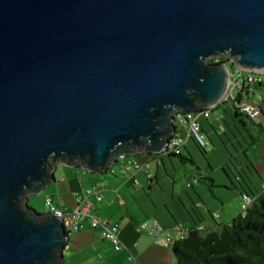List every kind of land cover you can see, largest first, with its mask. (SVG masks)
I'll return each instance as SVG.
<instances>
[{"label":"water","instance_id":"obj_1","mask_svg":"<svg viewBox=\"0 0 264 264\" xmlns=\"http://www.w3.org/2000/svg\"><path fill=\"white\" fill-rule=\"evenodd\" d=\"M264 73V0H0V264H64L62 221L29 198L58 164L160 156L175 115Z\"/></svg>","mask_w":264,"mask_h":264},{"label":"crops","instance_id":"obj_2","mask_svg":"<svg viewBox=\"0 0 264 264\" xmlns=\"http://www.w3.org/2000/svg\"><path fill=\"white\" fill-rule=\"evenodd\" d=\"M258 93L262 99L253 97L252 100L262 106L264 116V89ZM233 111L230 105H220L211 118L201 120L203 133L215 147L221 149L224 161L217 168L221 167L226 176L217 174L210 178L208 174V177H199L195 172L182 183H178L176 178L171 183L167 178H161L159 164L153 169L149 163L153 159L147 160L146 157L140 159L143 170L137 175L139 184L129 180L120 169L128 165L130 159L127 158L118 161L114 167L116 174L57 167L56 181L44 190L42 200L52 197L55 205L64 211L85 209L90 205V215L119 226L126 246L116 251L110 241L101 237L100 230L92 228L90 218L85 217L83 230L70 236L64 259L70 264H177L172 248L159 245L155 239L140 231L143 222L155 218L172 231L185 227L190 230L203 228L204 232H217V229L230 224L241 214L243 195H247V187L243 186L236 173L231 175L224 167L229 152L227 146L239 139V130L244 138V141L241 140L244 148L235 154V159L240 158L242 164L239 167L247 170L248 191L255 193L264 186V120L261 121V117L256 125L251 122L254 125L251 128L249 121L242 118L246 128H236L238 122L233 120ZM249 137L254 138V145H251ZM216 153L214 151L213 155ZM247 168L253 170L252 173ZM194 177L198 178V184L188 188ZM132 256L136 261L131 260Z\"/></svg>","mask_w":264,"mask_h":264},{"label":"built area","instance_id":"obj_3","mask_svg":"<svg viewBox=\"0 0 264 264\" xmlns=\"http://www.w3.org/2000/svg\"><path fill=\"white\" fill-rule=\"evenodd\" d=\"M219 60L221 59H214L213 61L218 63ZM227 64L229 67L230 78L228 89L221 105H230L234 110H237L238 113L246 116L252 122L258 123L263 115V109L261 105L254 103L252 98L256 97L258 100L262 99L258 91L260 88L264 89V73L256 74L242 70L232 65L230 62ZM215 109L216 108L201 110L189 115L176 114V134L170 139L169 144L161 156L169 157L181 155L183 149L190 141H194L196 145L205 149L208 143L202 134L203 127L201 120L211 118L214 115ZM218 120H220L219 117ZM120 169L129 180H133L135 184L140 183L137 175L143 170V163L136 158L130 159L128 165L122 166ZM109 171L116 174L114 168ZM198 182V178L194 177L191 182L188 183V188H192L193 185L198 184ZM89 194H92V192H89ZM243 200L244 205L241 215L244 217L247 210L250 208L253 199L248 195H243ZM45 207L46 213L51 214L62 221L69 237L81 232L83 230V219L89 217L92 228L94 230H100L101 237L110 241L114 245L116 251L126 248L122 240V233L119 226L104 221L98 216L90 215V205L85 209L77 208L64 211L55 205L52 197H47L45 200ZM215 217L217 218L218 216ZM139 229L141 232L155 239L159 245L165 248H172L177 242L186 240L191 232L190 229L185 227H181L176 231L169 230L155 218L143 222ZM198 231H203V228H199ZM131 260L136 261L133 256L131 257Z\"/></svg>","mask_w":264,"mask_h":264},{"label":"trees","instance_id":"obj_4","mask_svg":"<svg viewBox=\"0 0 264 264\" xmlns=\"http://www.w3.org/2000/svg\"><path fill=\"white\" fill-rule=\"evenodd\" d=\"M211 64L229 63L227 59L210 61ZM261 89V88H260ZM242 118L246 116L238 113L237 110L233 111V120L237 121L236 128H246V123ZM256 125L255 122H252ZM242 125V126H241ZM241 126V127H240ZM239 130V129H237ZM239 139L235 140L228 147L230 154L231 147L235 153H239L244 145L242 132L239 130ZM251 145L255 142L253 137H249ZM201 150H205L197 145ZM140 157V156H139ZM147 160L157 159L159 156L146 155ZM176 157L184 161L186 158L183 153ZM242 161H238V167ZM248 172L252 173L253 170L247 168ZM240 182L243 186L247 187L245 192L253 199L250 208L247 210L246 215L243 217L241 214L235 217L228 225H224L220 232H207L203 235L204 231H198L197 228L191 230L189 237L184 241H179L172 247L174 258L177 264H264V190L251 192L249 177L247 170L240 168L237 170Z\"/></svg>","mask_w":264,"mask_h":264},{"label":"rangeland","instance_id":"obj_5","mask_svg":"<svg viewBox=\"0 0 264 264\" xmlns=\"http://www.w3.org/2000/svg\"><path fill=\"white\" fill-rule=\"evenodd\" d=\"M264 120V116L262 115L261 121ZM264 122V121H263ZM249 125L251 128L254 127V125L249 122ZM242 126V125H241ZM240 126V127H241ZM260 128V127H259ZM258 128V129H259ZM203 136L205 137L207 143L209 146L207 147L206 150H201L199 149L193 141L189 144L188 148H184L182 153L186 160L182 161L179 158L176 157H164V156H159V158L151 160L150 166L155 169L157 165L159 164L161 168V178H167L171 183H173V178H176V181L178 183H182L185 181L187 178L191 177L195 172L198 173V176L201 177V175L204 177H208V174L211 175L210 178L216 177L217 174H223L226 176L224 170L220 167V163H222V154H221V149L215 147L210 140L207 138L205 133H202ZM215 137L218 138V135L215 134ZM218 140V139H217ZM217 144V143H216ZM214 151H217L215 155H213ZM231 152L233 154H229L228 152V160L226 158V162H224V167L228 173L233 175V173L239 174L237 171L239 169L238 167V161L240 158L237 160L236 158V153L234 149L231 147ZM223 153V152H222ZM226 156V155H225ZM235 156V157H234ZM145 156H138L135 157L138 161H140L141 158H144ZM126 159V158H124ZM127 159H132L127 158ZM123 160V159H120ZM141 162V161H140ZM145 166V164H144ZM57 167L59 169L63 168V164H58ZM215 170V172L213 171ZM218 170V173H217ZM206 183V181H205ZM45 193V191H41L39 194L32 195L29 198V206L36 210L39 214H45L46 213V207H45V201L42 200V196ZM233 202L229 204H233ZM233 210V209H232ZM231 210V211H232ZM243 210V207L241 208V211ZM220 212V210L218 211ZM222 228L217 229V232H220ZM207 234V232H203V235ZM71 262L67 259H64V264H70Z\"/></svg>","mask_w":264,"mask_h":264}]
</instances>
